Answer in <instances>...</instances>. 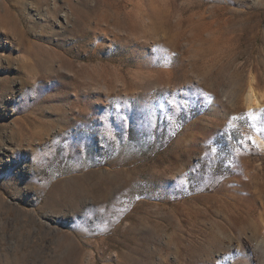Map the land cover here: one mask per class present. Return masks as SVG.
Instances as JSON below:
<instances>
[{
	"label": "rangeland",
	"instance_id": "1",
	"mask_svg": "<svg viewBox=\"0 0 264 264\" xmlns=\"http://www.w3.org/2000/svg\"><path fill=\"white\" fill-rule=\"evenodd\" d=\"M250 74L264 0H0V264H262Z\"/></svg>",
	"mask_w": 264,
	"mask_h": 264
},
{
	"label": "bare ground",
	"instance_id": "2",
	"mask_svg": "<svg viewBox=\"0 0 264 264\" xmlns=\"http://www.w3.org/2000/svg\"><path fill=\"white\" fill-rule=\"evenodd\" d=\"M241 91L243 93V99L242 100L244 101V104H245L248 111L254 110L257 107L259 108L261 103L264 102V92L259 91V89L257 88L255 76L252 74L249 75V77H248L247 81L245 82ZM262 105H264V104H262ZM257 143H258V141H257ZM8 149H9L8 146L4 147V152H3L7 157H9V154H7V152H6ZM10 151H11V149H9V152ZM261 222L263 225L260 223V226L264 230V221L261 220ZM253 227H255L254 224H253ZM239 264H251V262H250V259L244 257V258H241ZM256 264H257V262H256ZM262 264H264V262H262Z\"/></svg>",
	"mask_w": 264,
	"mask_h": 264
}]
</instances>
